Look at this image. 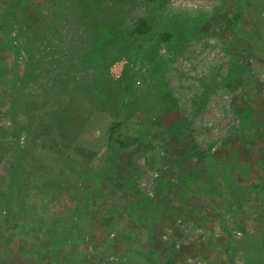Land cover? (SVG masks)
<instances>
[{"label":"rangeland","instance_id":"rangeland-1","mask_svg":"<svg viewBox=\"0 0 264 264\" xmlns=\"http://www.w3.org/2000/svg\"><path fill=\"white\" fill-rule=\"evenodd\" d=\"M6 13L0 148L19 154L0 163V264H264V181L244 198L264 179V0H25ZM137 17L151 33L115 36ZM127 63L123 113L153 145L108 151ZM58 104L83 110L91 159L31 142Z\"/></svg>","mask_w":264,"mask_h":264},{"label":"trees","instance_id":"trees-1","mask_svg":"<svg viewBox=\"0 0 264 264\" xmlns=\"http://www.w3.org/2000/svg\"><path fill=\"white\" fill-rule=\"evenodd\" d=\"M154 3H161L165 0H151ZM25 0H10L7 3V8L10 12L19 6H24ZM7 8L5 12L0 13V27L7 28L8 31L13 28L15 21L7 20ZM241 19V12L235 11L230 19H228L223 26L226 29L232 31L236 30L237 23ZM153 30L152 25L145 17H137L134 24L130 28L119 27L115 32V36L122 38L123 40L128 38L143 37L151 33ZM161 42H168L171 40L172 35L170 32L160 33L158 35ZM141 47V46H140ZM136 60H130V64H134ZM130 64L127 63L122 69V73L117 80L114 81L116 95H120L115 103L117 110L114 117L109 121L107 127L104 130L105 145L108 151L121 149H141L152 147L153 141L145 136L131 134L130 123L123 113L125 105L124 97L126 93L131 90V78ZM114 94V95H115ZM123 95V97H122ZM35 124L31 126V142L35 143L39 141V144L51 151L58 159L64 163L70 162L72 157L71 153H74L76 157L89 160L94 157V152L85 150L77 145V140L85 126V116L82 109L70 110L65 105L58 104L54 108L43 112L38 115ZM32 121V120H31ZM31 121L28 122L31 125ZM27 127V126H26ZM15 150V155L19 152L17 149L2 147L0 148V163L3 159H10V155H7L11 151ZM14 161V160H12ZM1 165V164H0ZM12 166V163L10 164ZM0 170H2L0 166ZM73 170V169H72ZM264 179L256 183H250L244 198L251 195L262 184ZM165 264H176L172 261H167Z\"/></svg>","mask_w":264,"mask_h":264}]
</instances>
